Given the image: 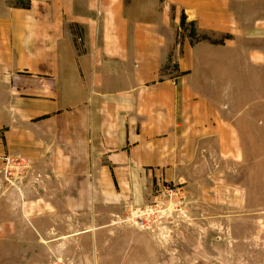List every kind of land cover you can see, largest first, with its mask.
<instances>
[{
	"label": "crops",
	"instance_id": "0c3cea01",
	"mask_svg": "<svg viewBox=\"0 0 264 264\" xmlns=\"http://www.w3.org/2000/svg\"><path fill=\"white\" fill-rule=\"evenodd\" d=\"M263 137L264 0H0V264H176L98 231Z\"/></svg>",
	"mask_w": 264,
	"mask_h": 264
},
{
	"label": "rangeland",
	"instance_id": "374dc122",
	"mask_svg": "<svg viewBox=\"0 0 264 264\" xmlns=\"http://www.w3.org/2000/svg\"><path fill=\"white\" fill-rule=\"evenodd\" d=\"M247 156L246 163L199 170L191 184H170L169 193L157 187L149 202L113 218L122 232L100 229L98 238H151L176 264H264V176L255 182L264 152Z\"/></svg>",
	"mask_w": 264,
	"mask_h": 264
},
{
	"label": "built area",
	"instance_id": "2783aa9c",
	"mask_svg": "<svg viewBox=\"0 0 264 264\" xmlns=\"http://www.w3.org/2000/svg\"><path fill=\"white\" fill-rule=\"evenodd\" d=\"M4 167L2 169L4 176L6 177L7 181L13 185V178L19 177L21 173L24 171V169L27 167V160H24L22 158L16 159V158H10L5 157L4 158ZM166 193L171 192L170 186H165ZM141 213V210L138 209Z\"/></svg>",
	"mask_w": 264,
	"mask_h": 264
}]
</instances>
